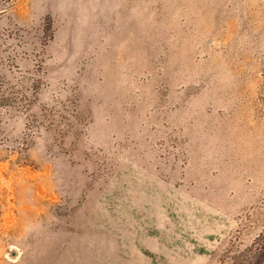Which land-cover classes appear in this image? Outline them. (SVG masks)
Here are the masks:
<instances>
[{"label": "rangeland", "instance_id": "obj_1", "mask_svg": "<svg viewBox=\"0 0 264 264\" xmlns=\"http://www.w3.org/2000/svg\"><path fill=\"white\" fill-rule=\"evenodd\" d=\"M263 232L264 0H0V264H264Z\"/></svg>", "mask_w": 264, "mask_h": 264}, {"label": "trees", "instance_id": "obj_2", "mask_svg": "<svg viewBox=\"0 0 264 264\" xmlns=\"http://www.w3.org/2000/svg\"><path fill=\"white\" fill-rule=\"evenodd\" d=\"M256 241L258 242L259 251H264V232L258 235ZM257 258V255H253V253L247 252L246 250L234 255L230 260L232 264H257Z\"/></svg>", "mask_w": 264, "mask_h": 264}]
</instances>
